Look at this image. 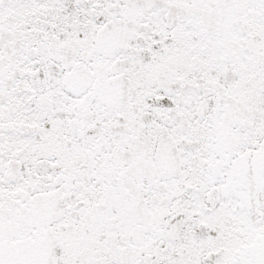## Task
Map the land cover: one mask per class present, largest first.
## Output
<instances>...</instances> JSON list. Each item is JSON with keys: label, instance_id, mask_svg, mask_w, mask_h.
I'll return each mask as SVG.
<instances>
[{"label": "snow or ice", "instance_id": "snow-or-ice-1", "mask_svg": "<svg viewBox=\"0 0 264 264\" xmlns=\"http://www.w3.org/2000/svg\"><path fill=\"white\" fill-rule=\"evenodd\" d=\"M0 264H264V0H0Z\"/></svg>", "mask_w": 264, "mask_h": 264}]
</instances>
